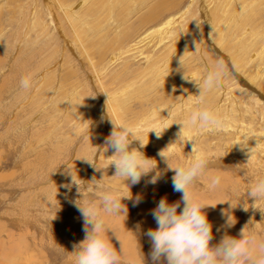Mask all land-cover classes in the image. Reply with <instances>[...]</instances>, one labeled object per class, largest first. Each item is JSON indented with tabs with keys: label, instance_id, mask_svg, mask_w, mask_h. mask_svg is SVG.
I'll return each instance as SVG.
<instances>
[{
	"label": "rangeland",
	"instance_id": "374dc122",
	"mask_svg": "<svg viewBox=\"0 0 264 264\" xmlns=\"http://www.w3.org/2000/svg\"><path fill=\"white\" fill-rule=\"evenodd\" d=\"M183 54L196 78L217 59L226 67L205 101L222 130L185 129L212 160L190 186L214 205L203 210L213 226L210 245L224 235L238 237L244 227L264 242V214L246 196L248 185L264 178V0H0V264H68V253L85 235L70 203L82 196L64 186L68 165L85 187L104 177L102 183L128 190L106 166L113 155L105 144L109 115L130 122L144 138L152 127L168 126L159 138L150 132L139 149L157 162L130 184L141 201L122 200L125 217L104 214L106 227L124 241L122 264H152L144 235L156 227L151 211L161 198L172 203L181 196L158 152L177 140L175 121L187 116L198 94L195 82L182 78ZM24 75L32 78L29 90L19 88ZM129 147L139 148L138 141ZM170 148L177 153L173 163H180L189 158L191 142ZM157 172V182L148 183ZM212 176L220 184L209 191L203 185ZM82 191L99 206V196ZM222 212L235 217L231 227ZM108 235L119 250L112 230Z\"/></svg>",
	"mask_w": 264,
	"mask_h": 264
},
{
	"label": "clouds",
	"instance_id": "9594fccd",
	"mask_svg": "<svg viewBox=\"0 0 264 264\" xmlns=\"http://www.w3.org/2000/svg\"><path fill=\"white\" fill-rule=\"evenodd\" d=\"M210 38H212V33H210ZM198 50L199 44L196 43L195 51ZM179 64L184 69L182 78L194 81L198 88V94L194 95L193 106L188 109L187 116L182 120L175 121L180 124V129L174 143L184 146L191 142V151L188 154L189 158L180 163H173L177 158V153L170 148V145L174 143L158 152V156L165 162L167 168L174 171V175L171 177L172 189L174 192L180 193L181 196L179 201L172 203H169L166 197L161 198L151 211L156 227L148 229L144 235L151 242L152 264H161L162 260L164 264H264V242L258 241L253 234L246 231V227L240 230L238 237L224 235L218 244L210 245L213 226L203 210L209 205H214L204 203L190 190V186L194 185L212 160L202 154L196 138L187 136L185 129H196L201 133L222 130V120L205 106V101L206 94L220 84L222 76L226 73L225 64L223 60L217 59L200 78L188 74L184 54L179 58ZM31 87V76H22L19 80V88L29 90ZM172 107L174 106L169 108V116L172 115ZM109 116L112 130L105 138V144L112 150L113 155L109 157L106 166L111 165L115 169V174L111 177L121 178L128 190L124 192L102 183L104 177L100 180L93 179L94 183L91 185L87 183L85 187V182L79 178L75 169L68 165L69 182L64 186L69 191L72 186H75L77 192L82 196L81 199L72 200L70 203L82 218V231L85 234L83 240L73 245L74 250L71 253L66 252L63 247L55 245L58 250L71 254L68 264H122L121 255L125 251L124 241L116 229L106 227L104 214L125 217L128 209L122 200H132L133 206L141 201L139 195L133 198L130 184L139 183L143 175L156 168L157 162L155 159L147 158L139 149L148 143L150 132L159 138L163 130L168 127H152L148 130L147 138H144L138 134L140 130L130 122ZM132 140L138 141L139 148L129 147ZM249 151L251 156L247 164L251 162L253 148ZM83 158L93 167H98L93 164V159L86 156ZM158 177L159 172L152 176L148 183L155 184ZM126 180L130 183H125ZM219 184L220 177L212 176L204 183L203 187L212 191ZM82 189H88V197L99 196V206L94 199L85 198L86 194ZM246 196L247 199L253 200L252 207L260 209L264 214V207L257 205V201H264V178L250 183ZM227 201H230L229 208L234 207L230 199ZM181 203H183V208L178 212L177 209ZM243 207L244 210L248 208L245 204ZM222 215H226L228 227L235 223V217L230 213L222 212ZM109 230H112L113 236L119 243V250L113 246L108 235Z\"/></svg>",
	"mask_w": 264,
	"mask_h": 264
},
{
	"label": "bare ground",
	"instance_id": "6f19581e",
	"mask_svg": "<svg viewBox=\"0 0 264 264\" xmlns=\"http://www.w3.org/2000/svg\"><path fill=\"white\" fill-rule=\"evenodd\" d=\"M238 7H239V6H238ZM241 7H243V6H241ZM247 7H248V6H247ZM230 9H231V8H230ZM241 9H242V8H241ZM245 9H246V8H245ZM247 9H248V8H247ZM243 10H244V9H243ZM229 11H231V10H229ZM243 12H244V11H243ZM246 13H247V11H246ZM246 13H245V14H246ZM234 14H235V13H234ZM238 15H239V13H238ZM224 17H225V16H224ZM230 17H231V16H230ZM239 17H240V15H239ZM250 17H251V16H250ZM237 18H238V17H237ZM251 18H252V17H251ZM253 18H254V17H253ZM170 20H171V19H170ZM208 20H209V17H208ZM167 21H168V20H167ZM224 21H225V20H224ZM168 23H169V22H168ZM168 23H167V25H168ZM170 23H172V22H170ZM170 23H169V24H170ZM227 23L230 25V22H229V21H228ZM227 23H226V24H227ZM232 23H233V22H231V25H232ZM237 23H238V22H237ZM164 24H165V23H164ZM226 24H225V25H226ZM233 24H234V23H233ZM240 25H241V24H240ZM241 26H242V25H241ZM164 27H165V26H164ZM164 27H163V28H164ZM171 27H172V26H171ZM225 27H226V26H225ZM241 28H243V27H241ZM244 28H245V27H244ZM244 28H243V29H244ZM261 57H262V56H261ZM259 70H262V69L259 68ZM263 70H264V68H263ZM158 126H159V125H158ZM2 250H3V249H2ZM6 250H7V249H6ZM9 253H10V252H9ZM8 256H11V255L9 254ZM20 256H21V254H20ZM18 257H19V256H18ZM22 257H23V256H21V258H22ZM5 258H6V257H5ZM26 258H27V257H26ZM6 260H7V259H6ZM15 260L17 261L18 259H15ZM22 260H23V259H22Z\"/></svg>",
	"mask_w": 264,
	"mask_h": 264
}]
</instances>
